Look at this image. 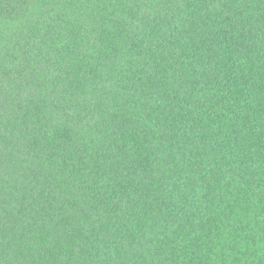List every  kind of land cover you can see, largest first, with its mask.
I'll list each match as a JSON object with an SVG mask.
<instances>
[{"label":"trees","instance_id":"obj_1","mask_svg":"<svg viewBox=\"0 0 264 264\" xmlns=\"http://www.w3.org/2000/svg\"><path fill=\"white\" fill-rule=\"evenodd\" d=\"M0 264H264V0H0Z\"/></svg>","mask_w":264,"mask_h":264}]
</instances>
